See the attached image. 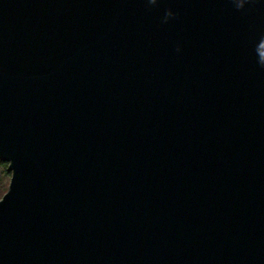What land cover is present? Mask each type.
<instances>
[{
	"label": "water",
	"instance_id": "obj_1",
	"mask_svg": "<svg viewBox=\"0 0 264 264\" xmlns=\"http://www.w3.org/2000/svg\"><path fill=\"white\" fill-rule=\"evenodd\" d=\"M0 264H264V0H0Z\"/></svg>",
	"mask_w": 264,
	"mask_h": 264
},
{
	"label": "trees",
	"instance_id": "obj_2",
	"mask_svg": "<svg viewBox=\"0 0 264 264\" xmlns=\"http://www.w3.org/2000/svg\"><path fill=\"white\" fill-rule=\"evenodd\" d=\"M8 163L0 160V185L10 176L9 172L5 170ZM6 186V181H5Z\"/></svg>",
	"mask_w": 264,
	"mask_h": 264
},
{
	"label": "rangeland",
	"instance_id": "obj_3",
	"mask_svg": "<svg viewBox=\"0 0 264 264\" xmlns=\"http://www.w3.org/2000/svg\"><path fill=\"white\" fill-rule=\"evenodd\" d=\"M8 164L5 168V170L7 172H9L7 170ZM9 174L11 175V173L9 172ZM9 180H10V176L5 180L6 181V186H5V181L0 185V200L2 199V197L4 196V194L7 192L8 186H9Z\"/></svg>",
	"mask_w": 264,
	"mask_h": 264
}]
</instances>
